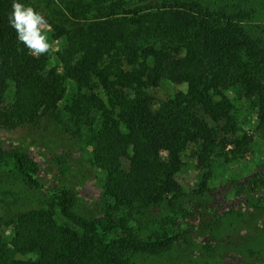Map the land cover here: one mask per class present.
Listing matches in <instances>:
<instances>
[{
    "label": "trees",
    "instance_id": "1",
    "mask_svg": "<svg viewBox=\"0 0 264 264\" xmlns=\"http://www.w3.org/2000/svg\"><path fill=\"white\" fill-rule=\"evenodd\" d=\"M20 2L44 15L49 40L59 48L30 55L8 21L13 0H0V133L28 127L68 134L102 172V211L77 214L76 196L67 188H54L36 207L10 205L6 198L0 264H136L139 256L164 257L178 242L192 247L181 225L194 215L191 207L205 217L210 153L230 146L228 160L255 144L253 135L236 134L233 105L222 90L247 100L264 128V0ZM162 80L185 91L154 108L145 89ZM95 86L104 89L107 103ZM190 170L191 178L180 183L178 174ZM38 173L26 152L0 147V177L36 188ZM259 181L264 187V171ZM246 203L255 226L264 195H249ZM163 206L166 224L151 231L142 218ZM229 214L244 217L230 211L224 218ZM206 229L216 237L212 224ZM234 244L243 258L235 264H264V232L249 231ZM200 248L212 264L217 247Z\"/></svg>",
    "mask_w": 264,
    "mask_h": 264
},
{
    "label": "rangeland",
    "instance_id": "2",
    "mask_svg": "<svg viewBox=\"0 0 264 264\" xmlns=\"http://www.w3.org/2000/svg\"><path fill=\"white\" fill-rule=\"evenodd\" d=\"M49 31L47 32V35ZM55 51L59 48V43H53ZM53 51V52H55ZM125 69L129 66L120 61ZM95 83V82H94ZM73 84H68V91L72 90ZM83 91H86L83 89ZM185 87L181 84H173L162 80L156 87H147L145 92L152 99L151 106L156 108L160 102L171 99L175 93L184 92ZM105 103L108 97L101 86L93 88ZM222 94L232 103L236 118V134L245 132L254 136L255 144L252 150L245 153L243 157L225 159V150L216 148L210 153L211 160V182L212 186L207 191L202 200L205 207V217L195 214V208L191 207L194 214L190 219L181 225L182 232H188L192 247L186 249L182 243L178 242L174 248L162 258H148L139 256L136 264H207L206 258L200 257L201 246L209 243L217 247L216 258L212 259V264L239 263L243 260L241 255L235 253L234 241L240 236L264 232V213L260 211V220L254 225L249 222L250 214L246 200L249 195H264V187L260 186V174L264 171V128L260 127L257 120L252 117L249 102L241 99L239 95L231 89L222 90ZM220 96V95H219ZM216 95V98H219ZM63 103L60 104L62 107ZM63 120L65 117L61 116ZM123 130V129H122ZM0 147L10 149L20 148L39 167V185L28 187L23 182L13 178L0 177V210L2 201L14 206L21 204L24 207H36L38 200L48 196L54 188H67L72 191L77 199L75 212L82 216H99L102 211L100 197L101 187L99 180L102 172L94 168L90 161L87 150L82 151L77 147L68 134L59 132H41L22 127L13 132L0 133ZM122 165L128 168V161L122 160ZM192 176V172L184 171L178 174V181L184 183ZM244 190L241 191V190ZM198 203V202H197ZM195 206V205H194ZM204 207H197V211H202ZM4 208V206H3ZM169 208V207H168ZM230 211L244 212L243 219H239L234 214L227 215ZM167 207L155 208L145 217L143 223L151 231H159L161 226L166 224ZM1 213V211H0ZM216 234L211 237L210 225ZM4 237H8L9 229L3 231ZM232 250V251H229ZM26 259L27 257H19ZM264 260V256L260 261Z\"/></svg>",
    "mask_w": 264,
    "mask_h": 264
},
{
    "label": "clouds",
    "instance_id": "3",
    "mask_svg": "<svg viewBox=\"0 0 264 264\" xmlns=\"http://www.w3.org/2000/svg\"><path fill=\"white\" fill-rule=\"evenodd\" d=\"M8 21L16 32L17 40L30 55L39 58L55 51L47 35L50 25L44 15L33 6L13 0Z\"/></svg>",
    "mask_w": 264,
    "mask_h": 264
}]
</instances>
